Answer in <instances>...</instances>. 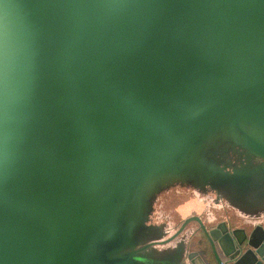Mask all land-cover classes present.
Returning a JSON list of instances; mask_svg holds the SVG:
<instances>
[{
    "label": "water",
    "instance_id": "obj_1",
    "mask_svg": "<svg viewBox=\"0 0 264 264\" xmlns=\"http://www.w3.org/2000/svg\"><path fill=\"white\" fill-rule=\"evenodd\" d=\"M217 138L264 164V0H0V264H128ZM261 216L168 240L196 222L180 264H264Z\"/></svg>",
    "mask_w": 264,
    "mask_h": 264
},
{
    "label": "rangeland",
    "instance_id": "obj_2",
    "mask_svg": "<svg viewBox=\"0 0 264 264\" xmlns=\"http://www.w3.org/2000/svg\"><path fill=\"white\" fill-rule=\"evenodd\" d=\"M224 140L217 138V140L209 141L195 157V163L190 171L193 173V179L187 180L183 187L175 186L172 192L162 193L161 199L164 198V201L159 205V209L152 211V215L146 216L149 218L148 222L146 218H141L140 221L132 224L128 234V246H126L129 251L125 252L126 254L133 252L128 264H163L162 261L171 246L170 243L176 244L174 251L178 248L183 249L189 243L191 233L188 226L193 224L191 221L179 235L168 240V237L172 238L181 228L186 217L197 215L193 213L194 210L190 211L189 206H183L185 202L189 204L193 203L194 199H212L215 204L223 201V204L225 202L233 209L243 212L244 216L241 215V218L246 214L251 216L245 220L262 217H257L264 213L262 159L240 149L230 140ZM215 205L204 206L199 212L201 215L197 216H204L206 221L224 218L222 216L225 214L224 208ZM156 215L160 216L158 219L163 220L159 222L153 220ZM175 216H183L181 224L175 226L171 235H167L173 229L172 223ZM130 245L133 247L131 248ZM171 254L174 256L173 253ZM175 254L176 258L181 257L179 252Z\"/></svg>",
    "mask_w": 264,
    "mask_h": 264
},
{
    "label": "crops",
    "instance_id": "obj_3",
    "mask_svg": "<svg viewBox=\"0 0 264 264\" xmlns=\"http://www.w3.org/2000/svg\"><path fill=\"white\" fill-rule=\"evenodd\" d=\"M193 201V203H189V204H187V202H185L184 203V207H187V206H189L190 207V211H193V213L195 214V213H197V215H201L199 212H200V210L205 206H208V205H215V204H217V205H215V206H218V207H221L222 209L224 208V210H225V214L224 215H222L223 217H230V218H236L237 220H239V219H241V215H243V212H239V211H237V210H235V209H233L232 207H230L228 204H226L225 202H224V204L221 202H219V203H213L212 202V199H198V200H196V199H194V200H192ZM196 203H195V202ZM226 204V205H225ZM190 215H192V214H190ZM247 215V214H246ZM188 216V215H187ZM244 216V215H243ZM258 216H261V214L260 215H258ZM160 216H158V215H156V217L153 219V220H155V221H157V222H159V221H162L163 219H158ZM183 217V216H182ZM182 217H178V216H175V219H174V221H173V229L170 231V232H168V234L167 235H171L173 232H174V230H175V226H179L181 223V219H182ZM199 217H201V219H203V220H207L204 216H199ZM163 218V217H162ZM223 218H219V219H217L216 221H220V220H222ZM148 220H149V218H147V222H148ZM215 221V222H216ZM188 228L190 229V233H193L194 232V234H192V235H190V239H189V245H186L184 248H183V251H184V249H185V253H186V250H187V247H189L190 249H192V250H197V243L199 242V241H204L205 243H206V245H207V248H208V244H207V242H206V239H205V237H204V235H203V233L199 230V228H198V224L196 223V222H193V224L191 223L189 226H188ZM189 235V234H188ZM163 238H165V237H163ZM191 243H192V245H194V246H192L191 245ZM170 245L171 246H169V249H168V252H166L167 254L165 255V257L163 258V264H178V262L181 260V257H182V254L180 253V255H181V257L180 258H176L175 257V251H174V246L176 245L175 243H170ZM188 248V249H189ZM220 251V250H219ZM171 253H173L174 254V256L171 254ZM171 254V255H170ZM220 254L222 255V252L220 251ZM205 255H206V257L208 258V259H212V255H211V252H210V250H207L206 251V253H205ZM212 261V260H211Z\"/></svg>",
    "mask_w": 264,
    "mask_h": 264
},
{
    "label": "flooded vegetation",
    "instance_id": "obj_4",
    "mask_svg": "<svg viewBox=\"0 0 264 264\" xmlns=\"http://www.w3.org/2000/svg\"><path fill=\"white\" fill-rule=\"evenodd\" d=\"M194 163H195V161H194ZM191 170H192V166L190 169H188V176H186V179L183 183H177L176 182L173 185H167V186L159 187V189L156 193L151 194L146 198L145 204H144V210L148 209V213L146 214V216L152 215L153 212L159 207V205L162 204V202L164 201V198L161 199L162 193L167 192V191L172 192V190L174 189L175 186L180 187V185H181V187H183L184 186L183 184L187 183L186 182L187 180H189L190 178L193 179V173L190 172Z\"/></svg>",
    "mask_w": 264,
    "mask_h": 264
}]
</instances>
